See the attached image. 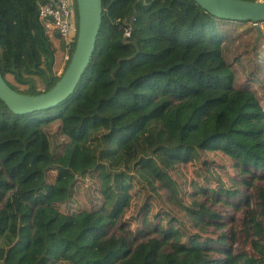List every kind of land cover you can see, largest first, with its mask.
<instances>
[{
	"label": "trees",
	"instance_id": "1",
	"mask_svg": "<svg viewBox=\"0 0 264 264\" xmlns=\"http://www.w3.org/2000/svg\"><path fill=\"white\" fill-rule=\"evenodd\" d=\"M44 1L0 0V70L24 94L48 91L61 78L57 44L40 19ZM103 5L92 61L69 100L16 115L0 99V264H264V105L258 89L235 85L225 53L232 30L221 26L251 22L257 37L263 31L194 0ZM60 46L66 51L65 39ZM249 52L252 80L264 91L263 54L257 43ZM51 124L67 140L59 154L47 134ZM217 159L235 169L229 184ZM188 165L198 169L192 178ZM92 171L100 201L62 211L78 178ZM143 192L147 199L139 200ZM241 195L244 205L235 204ZM151 198L167 204L158 221L150 218ZM220 201L256 207L247 211L240 251L235 236L221 231L226 223L212 207ZM133 205L136 229L127 219ZM209 228L221 233L206 236Z\"/></svg>",
	"mask_w": 264,
	"mask_h": 264
},
{
	"label": "rangeland",
	"instance_id": "2",
	"mask_svg": "<svg viewBox=\"0 0 264 264\" xmlns=\"http://www.w3.org/2000/svg\"><path fill=\"white\" fill-rule=\"evenodd\" d=\"M251 25V22L244 23V24H236L232 27H226L224 24L221 26L224 30H232L229 33V36L226 38L227 40V48H226V55L229 58V60L233 63L234 72H235V85L237 87H255L258 89L260 94V99L262 104L264 105V91H262L263 87L256 81L252 80L251 72L254 70L253 66L249 64L248 58L250 55L251 50V44L257 43L258 45V51L263 54V57L260 58L262 60V65H264V38L257 37V34L255 33V30L249 26ZM78 27V25H77ZM260 27L264 33V23H260ZM57 38V36H56ZM259 38V39H258ZM77 41V40H76ZM76 45V44H75ZM58 51V62H55L54 70L58 73L59 76L62 75L63 71H60L61 68H65L66 63L68 59L65 58V55H69L66 51L62 49L60 46V40L57 43ZM56 55V56H57ZM68 57V56H67ZM69 58V57H68ZM56 64L58 68H56ZM255 77H260L258 74L255 75ZM264 77V74H263ZM7 79L16 87L19 89H26V86L21 85L17 83L13 76L8 75ZM254 82V83H253ZM38 88L40 90H44V85L41 80H38ZM47 134L49 136V139L51 141V145L56 147L57 154L61 153L63 148L66 144V139L61 133L60 125L59 124H51L47 128ZM216 165L219 163L220 166H217L216 169L220 173L221 179L225 181L227 184H229L228 179L230 175H236L235 169L232 168V163L229 160L223 159H217ZM187 176L192 178L196 175V172L198 171L197 167L194 165H188V169L185 170ZM50 178L49 180L52 182L55 180L56 172L51 171L50 172ZM259 184L264 185V181H258ZM243 190H245L244 187H242ZM250 195L252 191L249 192ZM100 194H99V178L96 171L89 172L87 175L78 178L75 188H74V194H73V201L68 202L67 204H60V209L64 212H72L77 211L79 208H87L91 209L94 207L96 203L100 201ZM138 197V196H137ZM139 200L142 198L147 199V195H140ZM245 198V195H241L238 199L234 201L235 204L240 205L243 204V200ZM205 200V198H202ZM242 201V202H241ZM148 202L152 205V210L150 214V218L153 221H158L159 219L155 217L156 214H158L160 217L161 215L166 216V214H163V210H167V205L164 201V199H157V198H151L148 199ZM213 208H216L219 212L222 213L223 221L226 223V226L221 230L225 232L229 237H232L233 235L236 238V242L234 244V248L237 251H240L244 244L246 239V232H245V222H247V211L250 209L255 210V205L253 203H250L249 206H246L245 210H238L233 206H228L223 204L222 201L219 202V204L212 206ZM133 207L130 209L127 219H132V225L133 228L136 227V220L133 219L134 212ZM175 211L177 208L174 209ZM171 215H173V212H170ZM164 220V219H162ZM209 231L213 232L208 233L206 236H212L214 238L217 237L221 233L218 229L215 228H209ZM216 235V236H214ZM229 239H227L228 241ZM228 245H231L228 242ZM215 247H218V244L215 245ZM42 264H72L70 262L65 261H55L52 259H46Z\"/></svg>",
	"mask_w": 264,
	"mask_h": 264
},
{
	"label": "water",
	"instance_id": "3",
	"mask_svg": "<svg viewBox=\"0 0 264 264\" xmlns=\"http://www.w3.org/2000/svg\"><path fill=\"white\" fill-rule=\"evenodd\" d=\"M209 13L225 19L254 22L259 35L264 21V0H194ZM78 8V36L75 50L60 80L48 91L24 94L8 83L0 70V99L16 115H26L54 109L69 100L76 92L82 76L90 65L96 41L103 23V0H76Z\"/></svg>",
	"mask_w": 264,
	"mask_h": 264
},
{
	"label": "built area",
	"instance_id": "4",
	"mask_svg": "<svg viewBox=\"0 0 264 264\" xmlns=\"http://www.w3.org/2000/svg\"><path fill=\"white\" fill-rule=\"evenodd\" d=\"M40 19L51 36L65 39L66 52L70 53L78 36L76 0H45L40 6Z\"/></svg>",
	"mask_w": 264,
	"mask_h": 264
},
{
	"label": "crops",
	"instance_id": "5",
	"mask_svg": "<svg viewBox=\"0 0 264 264\" xmlns=\"http://www.w3.org/2000/svg\"><path fill=\"white\" fill-rule=\"evenodd\" d=\"M52 37V39L55 41V43L57 44L58 42H59V37H57L56 38V35H54V36H51ZM67 57V55H65V58ZM56 62H58V55L56 56ZM58 64H59V62H58ZM56 68H58V66H57V64H56ZM55 69V68H54ZM63 67L61 68V70L60 71H63ZM12 76V75H11Z\"/></svg>",
	"mask_w": 264,
	"mask_h": 264
}]
</instances>
